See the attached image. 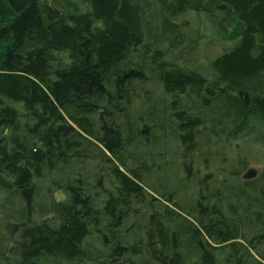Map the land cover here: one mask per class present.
I'll use <instances>...</instances> for the list:
<instances>
[{"label":"trees","instance_id":"16d2710c","mask_svg":"<svg viewBox=\"0 0 264 264\" xmlns=\"http://www.w3.org/2000/svg\"><path fill=\"white\" fill-rule=\"evenodd\" d=\"M81 1L87 10L0 0V264H264V233L240 245L251 259L216 258L207 238L229 243L237 227L211 195L183 212L177 191L150 184L162 167L147 146L151 134L165 149L174 138L183 178L212 179L205 130L209 147L212 135L264 128V0ZM187 13L236 30L212 77L167 56ZM59 53L70 62L59 65ZM153 82L162 100L146 89Z\"/></svg>","mask_w":264,"mask_h":264},{"label":"rangeland","instance_id":"374dc122","mask_svg":"<svg viewBox=\"0 0 264 264\" xmlns=\"http://www.w3.org/2000/svg\"><path fill=\"white\" fill-rule=\"evenodd\" d=\"M70 1L80 5L84 10L88 9V6L81 0ZM179 21H186V26L182 30L183 42L176 48H167L168 58L212 77L211 64L213 60L234 45V41L229 36L236 30H233L232 27L221 28L210 17L202 13H187L179 18ZM57 57L60 60L59 65L70 62L66 53H59ZM146 89L152 93L154 100L159 101L165 97L160 84L158 85L156 82L150 83ZM263 129L258 124H254L249 132L248 129H245L238 136L229 138L227 132L223 135H212L209 147H206L204 143L208 135L205 130L204 134L201 135L200 152H204L205 149L211 151L206 167L212 170L210 172L212 179H205L203 175L196 180L183 178L184 175L181 174L183 171L178 167L179 161L177 160L181 147L174 138L169 140V146L165 149L152 144L154 139L152 134L147 136L150 141L147 144L148 151L153 156L149 162L151 164L156 160L155 166L162 167L159 168V171L154 170L155 172L149 178L150 184L162 190L166 187L171 191H177L178 201H180L183 212L189 211L191 204L196 203V201L193 203L191 201L196 200L200 194L211 195L209 196L211 199L209 204L211 206L216 205L225 216L226 222L237 227L238 239L229 243H222L219 241V237L207 238L208 242L215 247L214 253L221 263L226 259H251L252 256L244 255L245 247H251L248 240L264 233L260 230V223H257V218L252 215L258 209L257 206L264 203V145L259 140V135ZM145 151L144 153H147ZM220 167H223L222 170ZM90 168L96 170L95 164H91ZM250 169L256 170L255 178L244 180L243 175ZM230 171H234L236 175L232 176ZM246 186L250 191L244 189ZM239 190H243V193L241 191L239 194ZM56 197L63 199L64 194L57 192ZM3 198L0 196V203L4 201ZM203 202L206 204L208 200L204 199ZM12 208H16V205ZM230 208L233 210V214L230 212ZM1 228V231L4 232L2 226ZM253 241L254 245L258 243L257 240ZM0 242L1 250L5 243L4 233L0 236ZM242 243L245 244V247L240 246ZM237 248L239 252L235 254L233 250ZM261 249L264 250V243H262ZM181 252L184 253L186 259H196L197 251L188 242L183 243ZM251 254L254 257L257 256L256 251H251ZM99 260L105 261V259Z\"/></svg>","mask_w":264,"mask_h":264},{"label":"water","instance_id":"95a60500","mask_svg":"<svg viewBox=\"0 0 264 264\" xmlns=\"http://www.w3.org/2000/svg\"><path fill=\"white\" fill-rule=\"evenodd\" d=\"M255 176H256V170L250 169L248 172H246L243 175V179L244 180H250V179L255 178Z\"/></svg>","mask_w":264,"mask_h":264}]
</instances>
